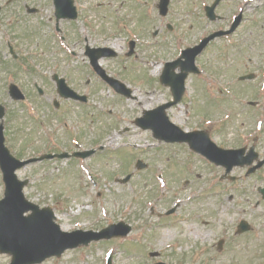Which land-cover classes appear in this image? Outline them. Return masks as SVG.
I'll return each instance as SVG.
<instances>
[{"label": "rangeland", "instance_id": "rangeland-1", "mask_svg": "<svg viewBox=\"0 0 264 264\" xmlns=\"http://www.w3.org/2000/svg\"><path fill=\"white\" fill-rule=\"evenodd\" d=\"M4 1L0 0V4ZM150 1L145 6H152ZM135 2L136 0H88L82 9H87V14L95 21L93 29L96 32L92 28L80 30L89 39L94 35L96 42H112L115 38L109 40L107 33L114 31L120 18H129L133 26L122 28L123 32L119 41L117 39V44L126 53L128 40L133 38L136 29L145 40L138 39V58L131 57L124 64L118 59H104L103 67L123 81L137 98H144L147 93L154 92V99L151 97L153 100L145 102L149 105L148 109H152L169 98V91L158 81V70L152 73L151 63L172 59L177 53L176 39L181 33L177 29L175 34H169L165 28L166 22L174 21L188 36L196 35L204 28V23L202 19L186 13L189 8L196 11L198 2H188L186 8V0H173L168 19L161 18L153 10V16L147 18L143 7L137 6ZM24 3L40 5V12L34 16L28 15ZM246 15L254 22L246 20L241 26L237 48L221 51L220 47L226 45L227 41L216 40L201 57L207 67V75L204 77L211 76L210 71L219 76L212 78L208 85L212 87L209 92L214 97H217L218 89L230 91L225 86L229 85L228 82L236 74L250 70L246 57L264 60L263 0L253 1ZM54 20V9L50 0H12L9 5H5L0 15V70L3 71L0 72V79L2 81L7 78L6 75L16 67L11 54L6 50L5 38L9 35V42L18 53L19 48L36 53L31 58L43 66L47 74L42 75H49L50 67L62 75L65 73L69 85L77 93L87 95V102L79 104L80 106L61 99L58 110L64 109L70 131L68 135L65 128L66 131L61 130L59 141L62 144L68 142L69 136L74 134L71 130L74 126L81 144L90 147L94 140H102L100 142L106 146V150L85 161L72 159L35 163L24 167L19 172L30 180L25 192L33 200H41L40 203L43 201L53 206L59 213L58 222L65 230H99L122 220L132 226V231L127 237L116 241L93 242L86 248L68 251L62 258L45 261L43 264H106L107 255L110 253L109 256L113 257L112 264H146L157 260H152L148 255L157 251L162 253L158 260L169 264H198L200 260L206 259L207 264H264V256L253 254L255 250L262 252L264 245L257 239L250 241L247 236L241 238L244 241H229L226 247L228 250L223 256H213L217 251V239L221 237L220 225L232 226L238 218L234 200L230 199L233 186L227 185L228 182H221L218 169L213 170L214 167L198 160L196 156L186 158L187 155L182 149L177 150L174 147L172 150L157 151L156 146L151 145L153 140L149 134L136 132L134 118L140 115L139 104H143L142 101L117 95L110 87L100 84L92 77L88 59L83 55L86 44L75 33L72 39L66 38L59 47L64 50L62 45H71L69 48L75 51L76 56L71 57L68 51H62L57 44L62 37L73 34L71 23L64 21V29L60 23L61 31L57 33L53 30ZM190 23L194 24L192 31L189 30ZM153 32L157 34L154 35ZM228 53L229 58L225 56ZM61 60H65L66 64L60 68ZM38 71L31 75H39ZM45 81L52 86L50 76ZM197 83L198 81L190 79L187 86V91L192 93L195 100L191 122H195L198 114H203L209 117L208 125H217L225 112L224 107L220 102H217L216 107L209 101L208 95H205L202 86L198 88ZM0 93V100L8 108L5 115L8 125L7 139L13 152L27 157L28 154L47 148L49 144L45 145L41 125L59 116L51 101H45L33 94L36 106L21 107L19 104H12L6 93ZM51 97H56L55 91L51 93ZM183 110L180 105L170 109L168 114L183 120ZM31 111L40 119H31ZM62 120L63 118L58 117V121ZM230 127L231 125L227 128L228 131L231 130ZM114 133L119 134L117 145L107 146V139L114 136ZM137 134L140 136H136ZM135 142H141L144 147L133 149L132 144ZM119 145L131 148L121 147L117 152L113 151ZM166 150L169 153L163 152ZM169 156L174 159L168 158ZM137 159H142L148 166L137 169L134 166ZM172 169L176 173L169 174ZM129 173L131 179L127 183L117 181ZM157 173L166 174L170 182L167 181L165 186H155ZM186 179L188 182H184ZM219 182L222 186H219ZM2 189L0 181V192ZM172 206L176 207L174 216L161 220V215ZM259 207L255 211L259 216L255 217L257 226L264 221L263 206ZM76 210L82 212L77 213ZM172 219L175 222L170 224ZM174 240L181 242L175 243ZM6 261V257L0 256L1 264Z\"/></svg>", "mask_w": 264, "mask_h": 264}, {"label": "flooded vegetation", "instance_id": "flooded-vegetation-1", "mask_svg": "<svg viewBox=\"0 0 264 264\" xmlns=\"http://www.w3.org/2000/svg\"><path fill=\"white\" fill-rule=\"evenodd\" d=\"M190 3L208 0H187ZM213 0H210L211 3ZM233 0H222L217 6V11L221 12V19L218 21L224 22L225 20L230 19V12H232V2ZM230 4V5H229ZM5 7L4 4H0V14ZM205 5L202 7L204 10ZM198 13L191 11L187 13L189 16L197 17L198 19H202L203 14L197 15L200 13V9H198ZM192 26H190V31H192ZM194 42L193 44H195ZM43 81L42 77H36ZM38 79H35L34 82L38 83ZM24 82V81H23ZM22 82V83H23ZM19 83V82H18ZM20 84V83H19ZM20 86L27 91L25 85ZM233 117H232V128H233V137L232 143L233 148L235 150L243 149L242 156L252 159L253 163L256 161L264 160V92L260 91L259 85L256 86V90L253 92H242V91H234L233 92ZM244 97H248L251 100H255V104L249 106L247 102H244ZM253 104V103H252ZM256 159V160H255ZM245 172V176L253 182V184L259 183L257 188V192H259V187H264V164L256 170L253 174L247 176V172ZM252 223H256L257 220L255 217L251 220Z\"/></svg>", "mask_w": 264, "mask_h": 264}, {"label": "bare ground", "instance_id": "bare-ground-1", "mask_svg": "<svg viewBox=\"0 0 264 264\" xmlns=\"http://www.w3.org/2000/svg\"><path fill=\"white\" fill-rule=\"evenodd\" d=\"M115 42V41H114ZM93 55H96V53H94ZM154 66V71L153 72H156L158 69H159V65L157 63L153 64ZM154 94H152L151 96L153 97ZM148 99V98H146ZM118 140L117 136H114L113 138H111L109 141H110V144H113V143H116Z\"/></svg>", "mask_w": 264, "mask_h": 264}, {"label": "water", "instance_id": "water-1", "mask_svg": "<svg viewBox=\"0 0 264 264\" xmlns=\"http://www.w3.org/2000/svg\"><path fill=\"white\" fill-rule=\"evenodd\" d=\"M80 241H82V239L80 238Z\"/></svg>", "mask_w": 264, "mask_h": 264}]
</instances>
